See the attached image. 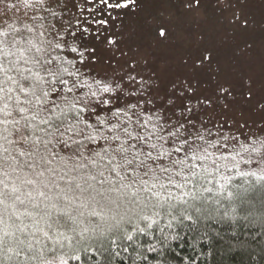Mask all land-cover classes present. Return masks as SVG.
Here are the masks:
<instances>
[{
    "label": "snow or ice",
    "instance_id": "obj_1",
    "mask_svg": "<svg viewBox=\"0 0 264 264\" xmlns=\"http://www.w3.org/2000/svg\"><path fill=\"white\" fill-rule=\"evenodd\" d=\"M244 3L217 0L218 11H229V35L251 28ZM178 6L168 20L184 23L204 2ZM139 7L0 0V264H70L93 245L107 253L104 264H127L121 254L130 248L147 260L137 237L151 235L153 217H170L163 240L193 223L189 209L205 201L196 193L201 179H223L215 182L228 201L233 178L221 168L264 182V83L250 71L226 75L202 36L180 47L185 71L173 75L165 49L177 31L163 15L128 27ZM193 22L198 32L208 23ZM232 52L240 64L264 60L251 43ZM80 209H90L88 218ZM221 216L235 222L238 210Z\"/></svg>",
    "mask_w": 264,
    "mask_h": 264
},
{
    "label": "trees",
    "instance_id": "obj_2",
    "mask_svg": "<svg viewBox=\"0 0 264 264\" xmlns=\"http://www.w3.org/2000/svg\"><path fill=\"white\" fill-rule=\"evenodd\" d=\"M130 16L135 17L137 14ZM128 19L126 22H129ZM239 167L244 171H259L243 163ZM221 171L233 178L228 182V190L234 193L235 199L228 201L223 198L227 197V191L220 192L215 182L220 179L218 176L211 184L201 179L196 193L205 201L200 208L193 205L189 209L195 217L194 222L177 225L173 230L175 238L163 240L159 229L164 228L165 233H171L172 230L166 227L170 217H153L159 224L154 225L151 235L137 237L143 245L141 254L147 256V260H140L130 248L128 253L121 254L128 258L127 264H133V261L135 264H264V182H257L253 177H241L235 170L227 172L221 168ZM220 183L225 181L220 179ZM205 187L212 191L204 192ZM176 195H181V192L177 190ZM189 202L192 203L191 200ZM172 203L177 202L173 200ZM229 207L238 210L235 222L221 216ZM80 211L84 212V218H88L90 209ZM149 243L155 244V251L151 253L147 252ZM81 257V261L70 264H97L98 261L104 264L107 253L101 255L93 245L88 253L81 252ZM116 264L125 262L118 259Z\"/></svg>",
    "mask_w": 264,
    "mask_h": 264
},
{
    "label": "rangeland",
    "instance_id": "obj_3",
    "mask_svg": "<svg viewBox=\"0 0 264 264\" xmlns=\"http://www.w3.org/2000/svg\"><path fill=\"white\" fill-rule=\"evenodd\" d=\"M182 0H139L140 7L137 9V16H129L128 27H139L143 24L144 19L163 15L168 20V13L172 12L175 15H180L182 10L178 4ZM204 9L195 13V16L184 17V23L180 20H168L164 25L169 29L175 28L177 31L176 41L168 46L170 57V68L173 75L182 74L185 70L179 62L180 47H187L188 41L197 42L198 36H202L203 43L214 49L216 59L227 65L226 75L234 76L236 71L252 72L259 77L258 82L264 83V60H261L257 55L247 64H240L238 61L234 62L232 59V49L236 46H243L246 43H251L254 46L256 53L264 51V0H245V3L239 7L243 13L249 17L251 28L248 32L239 35H229L227 31V21L224 19L229 14V11L220 9L217 10V0H203ZM207 18V25L203 26L198 32L195 23H189L199 19L203 22ZM188 33L189 35H185ZM245 36V37H244ZM245 66V67H243ZM252 118L259 119L254 113ZM243 140V137H241ZM242 164V163H241ZM250 167L247 164H244ZM255 167V166H252Z\"/></svg>",
    "mask_w": 264,
    "mask_h": 264
}]
</instances>
